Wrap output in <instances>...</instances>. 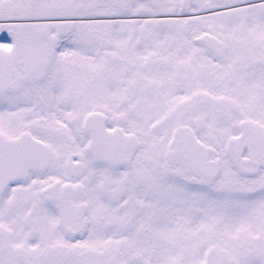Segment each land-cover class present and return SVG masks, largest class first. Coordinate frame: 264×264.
<instances>
[{"label": "snow or ice", "instance_id": "6c2138e0", "mask_svg": "<svg viewBox=\"0 0 264 264\" xmlns=\"http://www.w3.org/2000/svg\"><path fill=\"white\" fill-rule=\"evenodd\" d=\"M0 264H264V0H0Z\"/></svg>", "mask_w": 264, "mask_h": 264}]
</instances>
